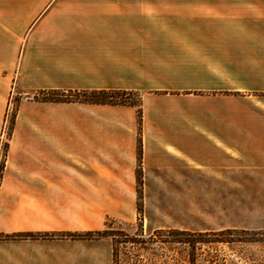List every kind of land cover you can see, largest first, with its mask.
I'll return each mask as SVG.
<instances>
[{
	"label": "crops",
	"instance_id": "crops-1",
	"mask_svg": "<svg viewBox=\"0 0 264 264\" xmlns=\"http://www.w3.org/2000/svg\"><path fill=\"white\" fill-rule=\"evenodd\" d=\"M51 90L137 91L140 134L134 107L31 100ZM139 142L144 199L206 183L264 216V0H0V264H111L108 239L27 235L132 203Z\"/></svg>",
	"mask_w": 264,
	"mask_h": 264
},
{
	"label": "rangeland",
	"instance_id": "rangeland-1",
	"mask_svg": "<svg viewBox=\"0 0 264 264\" xmlns=\"http://www.w3.org/2000/svg\"><path fill=\"white\" fill-rule=\"evenodd\" d=\"M220 11V8H215ZM220 24L214 25V30H220ZM67 91V90H66ZM127 99L135 104L108 105L129 106L136 109L138 135L141 131L143 100L141 93L133 90ZM45 97L41 92L31 100L41 101ZM20 97L11 96L6 105L3 128L8 138L14 126ZM45 102V101H42ZM80 103V102H54ZM87 104V103H83ZM5 146L0 145V175L6 158ZM137 168L135 197L130 203L127 200L118 201V211L115 215L105 216L102 224L95 231L79 233H45L34 235L31 239H69V240H100L108 239L111 264H264V220L262 215H247L246 208L222 209L220 202L212 199L211 185L198 183L194 185H162L166 197L144 199L141 182V144L137 148ZM158 185H155L157 187ZM154 185H150L152 189ZM156 195V194H155ZM163 195V194H162ZM154 196V194H151ZM130 204H132L130 206ZM241 204H245L243 201ZM230 233L217 236L225 231ZM109 231L127 235L136 243H117L116 259H112V236H98V232ZM206 234L205 238L199 236ZM214 234V235H213ZM0 240L14 239L15 236L1 235ZM8 236V238H5ZM28 236V235H27ZM29 237V236H28ZM118 241L126 240L115 236ZM30 238V237H29ZM240 239L242 241L227 242H196L194 246L189 241L201 239ZM183 242H180V241ZM103 240L100 250L106 247Z\"/></svg>",
	"mask_w": 264,
	"mask_h": 264
},
{
	"label": "trees",
	"instance_id": "trees-1",
	"mask_svg": "<svg viewBox=\"0 0 264 264\" xmlns=\"http://www.w3.org/2000/svg\"><path fill=\"white\" fill-rule=\"evenodd\" d=\"M131 91H125V90H92V91H77V90H51L48 92H45V97L41 99V101L45 102H80V103H87V104H98V105H130L135 106L132 102H130L127 99V96L130 95ZM230 233L228 230L225 232H221L217 234V236L224 235ZM122 236V238L126 240H117L115 239L116 235ZM98 236H112L113 239V249H112V259H116L117 249L116 245L117 243L121 242H131L136 243L135 239L129 238L127 235L122 234L121 232L115 234L111 233L109 231L104 232H98ZM214 235V234H213ZM30 238H35L34 235H28ZM200 237L205 238L207 235L200 233ZM1 237V236H0ZM5 238H8L6 236ZM233 241H242L240 239L233 240V239H216V240H209V239H199V240H193L189 241L190 245L194 246L196 242L201 243H208V242H233ZM180 242H183L182 240Z\"/></svg>",
	"mask_w": 264,
	"mask_h": 264
}]
</instances>
